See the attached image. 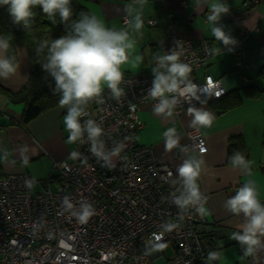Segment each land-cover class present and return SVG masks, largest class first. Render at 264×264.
<instances>
[{
  "label": "built area",
  "instance_id": "1",
  "mask_svg": "<svg viewBox=\"0 0 264 264\" xmlns=\"http://www.w3.org/2000/svg\"><path fill=\"white\" fill-rule=\"evenodd\" d=\"M181 4L185 6L184 1ZM168 18L160 55L181 41L176 51L191 67L190 79L200 97L189 100L186 94L175 113L224 96L227 90L221 79L207 73L202 81L196 78L213 55L211 41L180 35L174 13H168ZM129 19L124 17L126 23ZM241 35L244 47L250 32ZM245 53V48L239 49V54ZM152 81L153 74H125L119 101L106 89L102 104L88 106L83 119H94L102 126L109 148L121 144L119 156L110 165L99 161L85 141L74 143L69 161L55 162L59 171L55 188L43 187L27 171L0 178V264H156L163 256L161 264H206L211 250L201 239L202 215L189 211L180 219V210L171 200L178 187L173 185L172 168L159 163L154 147L136 140L143 126L140 106L156 103L147 92ZM193 144L206 148L201 132H188L184 145ZM29 180L31 186L25 183ZM35 184L41 189L34 191ZM65 196L77 208L83 201L91 203L95 215L87 223L79 222L64 210ZM167 247L171 255L165 253Z\"/></svg>",
  "mask_w": 264,
  "mask_h": 264
},
{
  "label": "crops",
  "instance_id": "2",
  "mask_svg": "<svg viewBox=\"0 0 264 264\" xmlns=\"http://www.w3.org/2000/svg\"><path fill=\"white\" fill-rule=\"evenodd\" d=\"M183 1L185 6L181 4ZM224 2L229 6L230 13L223 18L222 23L226 31L238 41L232 51L227 48L223 50V45L211 35L207 23L209 8L205 0H201L202 6L199 9L195 7L194 0H148L143 12V34L138 37L136 47V51L143 56V62L135 69H126L125 74H153L151 69L155 66L154 56L161 54L170 12L174 13L180 35L195 41H211L213 55L207 66L199 70L196 78L202 81L204 74H211L222 80L226 94L239 90L246 97L242 104L220 114L215 112L213 100L194 106L205 108L215 117L211 128L200 131L206 140V148L202 153L206 171L199 183L207 196V214L202 215L199 227L209 230L215 226L217 230H221V237L214 238L213 244L208 245L211 251L220 253L221 258L213 264H264V252L253 261L251 257H243L240 246L230 239V235L239 230L244 220L242 215L236 216L224 206L245 179L256 182L260 199L264 201V174L261 168L264 166V92L255 98L247 96L243 91L249 84L264 89V74L261 73L264 67V1ZM130 3L131 0H79L81 7L89 14L96 15L107 26L117 29L128 26L124 17L129 16L127 9ZM150 19L156 23L149 25ZM242 31L250 32L244 47L240 43ZM242 48L246 50L244 56L239 54V49ZM17 56L20 69L16 76L9 80L0 79V85L12 92H18L24 87L30 73L25 47L17 48ZM237 62H241L242 67H238ZM153 107V104L147 102L138 110L143 126L136 133L137 143L154 147L159 163L168 164L177 178L176 170L184 156L176 149H165L163 132L169 127L176 128L182 137L181 145H184L188 132L193 130L188 115L190 107L167 120L156 116ZM23 110V103H14L4 94L0 96V155L4 150L8 152L7 161L0 160V167L5 175L27 171L36 182L51 185V182L58 181V175H54L55 162L69 161L74 149L64 125L66 109L57 104L42 112L26 127L21 124ZM238 136L243 138L248 148V159L253 166L251 177H245L227 161L228 145L232 138ZM24 146L29 149L27 163H24L19 154V149ZM205 263L207 264L206 259Z\"/></svg>",
  "mask_w": 264,
  "mask_h": 264
},
{
  "label": "clouds",
  "instance_id": "3",
  "mask_svg": "<svg viewBox=\"0 0 264 264\" xmlns=\"http://www.w3.org/2000/svg\"><path fill=\"white\" fill-rule=\"evenodd\" d=\"M209 8L207 23L211 35L223 45V50H234L238 41L226 31L223 18L230 13L224 0H205ZM148 0H131L128 5L130 17L126 28L117 29L107 26L94 14L81 12L73 19L72 0H0V7L6 10L12 22L21 30L28 31L32 27L39 8L52 23L57 17L65 25L66 34L54 38L51 43L43 41L36 49L37 54L47 49L42 71L52 77L55 82L54 94L60 95L59 104L66 109L64 116L65 129L70 143L89 144L91 153L103 164L110 165L112 158L119 156L121 144L117 142L109 148L103 139L104 130L94 119H83L88 116V106L95 102L102 104L103 94L107 89L111 98L119 101L124 95L125 70L135 69L143 62V56L136 51L144 28L143 12ZM199 9L201 0H194ZM12 37L0 35V79L9 80L16 76L20 62L15 54L9 55L12 48ZM170 52L154 56L155 66L151 69L153 81L147 90L148 95L156 101L153 112L165 120L173 118L177 107L186 97L199 100L198 87L190 79L191 67L182 62L176 48ZM218 51V50H216ZM190 127L196 134L201 129L213 126L214 115L205 108L190 107L188 109ZM181 135L174 127L163 132L164 147L167 151L178 150L183 162L177 168L178 176L173 181L177 186L171 193V200L180 210V219L186 212L207 214V196L199 183L206 171L202 153L205 151L197 144L191 147L181 145ZM29 149L24 146L19 154L27 163ZM8 152L3 151L0 160L7 161ZM15 163V161H11ZM230 163L245 177L252 176V161L239 151L233 153ZM31 186L32 181L25 182ZM64 210L81 223H87L95 215L94 206L83 201L75 207L70 197L63 199ZM225 208L236 216H243L244 222L239 230L230 235L241 248L243 257H251L256 261L264 252V201L260 199L259 189L253 179H245L236 193L225 202ZM218 251H210L206 258L207 264L220 259Z\"/></svg>",
  "mask_w": 264,
  "mask_h": 264
},
{
  "label": "trees",
  "instance_id": "4",
  "mask_svg": "<svg viewBox=\"0 0 264 264\" xmlns=\"http://www.w3.org/2000/svg\"><path fill=\"white\" fill-rule=\"evenodd\" d=\"M72 7L73 19H77L81 12L89 13L81 7L79 0H72ZM35 11L37 15L32 27L30 30L24 31L12 22L6 7H0V35L12 37V48L9 55L15 54L17 56V48L19 46L25 47L30 67L29 78L20 91L12 92L0 85V96L4 94L14 103H23L24 110L21 124L25 127L42 112L59 104L60 95L53 92L55 88L54 80L41 69V64L45 62L47 49L39 55L36 49L43 41L46 40L51 43L54 38L66 34L65 25L60 22L59 17H57L56 23H52L39 8ZM262 72L264 74V67L261 69ZM243 91L246 92L247 96L257 98L264 92V89L249 84L243 88ZM245 97L239 90L232 91L220 98L212 99L213 108L217 114L223 113L242 104ZM236 151L243 153L248 158V148L241 136L232 138L228 145L227 161L229 163L231 156ZM261 168L264 174V166ZM4 175L0 167V178ZM220 231L215 226H212L209 230L200 229L201 239H203L205 245H211L214 238L221 237Z\"/></svg>",
  "mask_w": 264,
  "mask_h": 264
},
{
  "label": "rangeland",
  "instance_id": "5",
  "mask_svg": "<svg viewBox=\"0 0 264 264\" xmlns=\"http://www.w3.org/2000/svg\"><path fill=\"white\" fill-rule=\"evenodd\" d=\"M71 144H73V147H74V143H71ZM69 160V159H68ZM59 174V171H58V169L55 167V170H54V175H58ZM31 178L33 179V177L31 176ZM34 180V179H33ZM43 184V187H47V185H46V183H44V182H42ZM56 184H57V182H51V185H50V187L51 188H55L56 187ZM41 189V186H39V185H37V184H35L34 185V187H33V190L34 191H38V190H40ZM154 249H152L151 250V252L153 251ZM165 253L167 254V255H171L172 254V250H171V248H169V247H167L166 249H165ZM165 261V257L163 256L162 258H160V259H157L156 261H155V263L156 264H161L162 262H164Z\"/></svg>",
  "mask_w": 264,
  "mask_h": 264
}]
</instances>
